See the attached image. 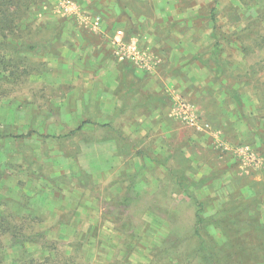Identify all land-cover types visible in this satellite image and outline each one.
Wrapping results in <instances>:
<instances>
[{"label": "rangeland", "instance_id": "obj_1", "mask_svg": "<svg viewBox=\"0 0 264 264\" xmlns=\"http://www.w3.org/2000/svg\"><path fill=\"white\" fill-rule=\"evenodd\" d=\"M78 1L90 19L100 14L108 44L117 29L134 34L141 14L181 17L182 32L191 30L201 45L198 54L182 52V65L199 81L187 89L198 96L172 105L136 84L133 92L124 82L116 89L92 70L47 73V59L55 65L63 52L47 58L21 43L54 38L61 46L60 28L35 31L19 22L13 30L6 20L0 264H233L242 259L234 253L254 257L264 229V0H161L160 8L154 0ZM46 2L54 9L41 0L29 18ZM184 66L177 73L183 79ZM200 66L209 69L207 80ZM227 85L239 101L226 95ZM163 103L165 117L140 119Z\"/></svg>", "mask_w": 264, "mask_h": 264}, {"label": "crops", "instance_id": "obj_2", "mask_svg": "<svg viewBox=\"0 0 264 264\" xmlns=\"http://www.w3.org/2000/svg\"><path fill=\"white\" fill-rule=\"evenodd\" d=\"M49 1L53 2L54 9L48 8L49 4L47 2L45 4L41 3L39 5L43 4L44 6L40 8L37 6L39 10L36 11L35 16L31 14V18H29V14H27V17L19 24V26L22 24L27 28L29 27V30L33 29L35 31L45 27L60 28L62 38L65 40L61 46L57 47L55 45L56 41L54 38L36 39L30 42L25 41V43L23 41L21 43V48L27 49L26 51H29L33 55H44L50 58L56 56V51L58 52L61 50V52H63L57 59H53L55 65L51 64V59H47L49 62L47 65V73H49L51 69H54L55 72L61 73L62 75H67L70 72L78 74L85 71L84 73H87L92 70V72L97 73V75L106 74V77H108L109 81L116 89L120 82H124V85H129V87H127L128 89L125 91L133 92L135 89L132 86L136 84L141 94L147 96H161L164 99L168 98L169 103L172 105L178 102L177 97L192 101V99L195 100L198 96L189 94L187 89V87L191 88V86H195L197 89L199 81L192 66L188 67V65H182L186 63V60L182 57V52L188 53V49L192 50L193 48L194 50L192 53H194V55L198 54L196 48L201 45H198L196 41H192V37H190V33L192 34L191 30L182 32L181 29H183V27H179L184 26L182 25L184 23H180L181 17H176L179 18L178 23H176V19H167L166 15L162 13H155L153 18L141 14L142 17L137 20L138 22L135 26V29L136 27L137 29L134 34H128L124 31L125 39H135L138 41V44L140 43V49L145 52L151 60L150 66L145 67L143 64L128 60L123 51L119 52L112 44L106 43L105 40L100 37V32L95 30L92 25L91 21L94 15L90 19V16L88 17V15L82 11L79 1L71 0L75 5L74 8L67 4L68 0ZM159 2H161V0H154L156 8H160L161 5ZM35 7L36 6L31 8L30 11ZM171 7L172 5L169 6V8ZM43 11H45V16L42 15ZM161 16H165V19H162ZM143 20L149 24V28L147 25H144L145 23ZM140 24H143V28ZM161 25L164 26L162 28L164 32L162 35H159L158 31ZM184 44H186V48L182 50L179 49V46ZM40 52L42 53L40 54ZM106 58H108L109 64H102L103 60ZM182 66H184V68H189L187 71L188 75L184 79L177 75V73L181 71ZM199 68H201L199 74L203 75V80H207V76L211 74L209 69L204 66H200ZM42 73L38 74V70L33 71L34 75H40V77ZM172 76L177 79L170 80ZM131 83L133 84L130 86ZM229 89H232V87L227 85L225 90L228 91V93ZM184 92L188 93L184 95ZM117 93L118 92H116V96L118 95ZM168 94H173V97L171 98ZM226 95L230 98V93ZM252 98L253 95L247 97V100L252 102L254 106L255 103ZM256 102L258 103V100ZM156 105L157 108L152 109V111L149 110L142 113L141 116H139L141 117L140 119L144 120V116H146L148 121H155L159 116L165 117L168 104L163 103ZM139 117L133 120H139ZM237 169L239 171L242 168L238 167Z\"/></svg>", "mask_w": 264, "mask_h": 264}, {"label": "trees", "instance_id": "obj_3", "mask_svg": "<svg viewBox=\"0 0 264 264\" xmlns=\"http://www.w3.org/2000/svg\"><path fill=\"white\" fill-rule=\"evenodd\" d=\"M41 0H0V33L1 29H3L4 25L3 23L7 20L10 21L9 24H11V28L14 30L18 26L19 22L23 21L27 17L28 11L30 9L40 3ZM215 51H220L222 49V43L220 41H216L214 44ZM229 92L231 93V96L233 99L239 101L240 97L235 93V90L229 89ZM199 220H202V217H199ZM264 228V225H262ZM262 236L260 238H257V240L260 242L258 247H255L258 250L256 251L255 248L253 249L254 257L248 256L249 253L241 252V253H234L237 256H241L242 259H238V261L231 260V263L233 264H260L261 261L264 259V229L262 232ZM251 236L252 233H251ZM263 258V259H262ZM250 260L253 261V263H250Z\"/></svg>", "mask_w": 264, "mask_h": 264}, {"label": "built area", "instance_id": "obj_4", "mask_svg": "<svg viewBox=\"0 0 264 264\" xmlns=\"http://www.w3.org/2000/svg\"><path fill=\"white\" fill-rule=\"evenodd\" d=\"M67 4L74 8V3L71 0L67 1ZM92 25L95 30L105 34L102 27V18L99 15H94L92 18ZM110 43L117 48V51L124 52V55L128 60L143 64L146 67L150 66L148 56L140 49L138 41L125 39V32L122 29H117L113 34L108 36ZM255 159L257 157H254Z\"/></svg>", "mask_w": 264, "mask_h": 264}]
</instances>
